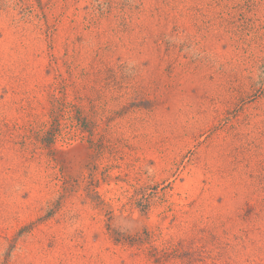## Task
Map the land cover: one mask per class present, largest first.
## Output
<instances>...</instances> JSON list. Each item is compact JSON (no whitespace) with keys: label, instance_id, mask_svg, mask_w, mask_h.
Here are the masks:
<instances>
[{"label":"rangeland","instance_id":"rangeland-1","mask_svg":"<svg viewBox=\"0 0 264 264\" xmlns=\"http://www.w3.org/2000/svg\"><path fill=\"white\" fill-rule=\"evenodd\" d=\"M0 264H264V0H0Z\"/></svg>","mask_w":264,"mask_h":264}]
</instances>
